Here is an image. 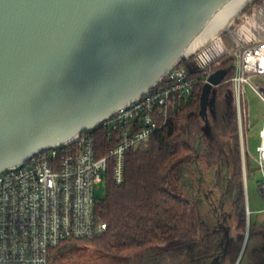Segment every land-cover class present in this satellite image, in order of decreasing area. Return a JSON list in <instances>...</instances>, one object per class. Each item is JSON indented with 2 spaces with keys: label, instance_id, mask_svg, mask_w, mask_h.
Masks as SVG:
<instances>
[{
  "label": "water",
  "instance_id": "obj_1",
  "mask_svg": "<svg viewBox=\"0 0 264 264\" xmlns=\"http://www.w3.org/2000/svg\"><path fill=\"white\" fill-rule=\"evenodd\" d=\"M230 1L0 0V173L144 95ZM229 71L203 87L199 116L213 145L234 115L213 95Z\"/></svg>",
  "mask_w": 264,
  "mask_h": 264
},
{
  "label": "built area",
  "instance_id": "obj_2",
  "mask_svg": "<svg viewBox=\"0 0 264 264\" xmlns=\"http://www.w3.org/2000/svg\"><path fill=\"white\" fill-rule=\"evenodd\" d=\"M189 64L196 73H190ZM222 67L234 72L218 87L229 85L232 92L246 179L250 116L245 87L264 104V0H250L225 31L184 54L154 87L97 126L107 134L108 146L98 145L95 127L2 171L0 264H51L52 252L61 245L102 236L107 224L96 213V187L106 188L109 172L122 185L128 155L166 124L182 98ZM258 137L254 161L264 176V116ZM241 258L235 264H242Z\"/></svg>",
  "mask_w": 264,
  "mask_h": 264
},
{
  "label": "trees",
  "instance_id": "obj_3",
  "mask_svg": "<svg viewBox=\"0 0 264 264\" xmlns=\"http://www.w3.org/2000/svg\"><path fill=\"white\" fill-rule=\"evenodd\" d=\"M233 75L232 70L228 77ZM203 87L202 83L194 87L192 94L182 98L170 111L166 124L151 135L145 145L128 155L125 182L122 185H116L111 172L108 173L105 198L98 200L96 205L97 216L107 224L103 235L92 240L61 245L52 252L51 264L55 263L57 254L73 247H91L107 255L125 256L158 249L175 239L188 237L195 231L194 206L185 195L180 194H186L183 189H176V186L171 185L170 178L176 169L195 153L190 139L195 134L202 133L199 110ZM230 128L228 145L232 153L227 162L231 170L226 175V185L218 196L223 204L227 195L244 201L243 161L236 114L233 115ZM101 129L97 127L95 131L98 145L108 146V136ZM105 153L106 151L103 152ZM205 157L212 167L217 161V151L208 147ZM246 167L248 177H252L253 173L259 170L252 169L248 157ZM182 176L181 180L184 178ZM206 176L212 180L210 173ZM208 180L206 177L204 182L207 184ZM194 181L201 182L198 186L201 189L199 193L193 190L196 195H193L194 198L191 195V198L195 199L199 194L200 199H204L205 195L210 193L209 190L217 196L213 181L210 182L213 188L202 187L204 182L202 183L199 177L194 178ZM194 184H188L190 189H186L187 196H190L189 191L193 189ZM214 202L216 203V200ZM236 202L232 201V206ZM197 203L200 206L199 211H206V205L201 201ZM246 215L244 208L237 212L235 228L238 232L246 227ZM251 232L252 226L250 235ZM260 234L264 238V229ZM236 238L231 239L228 246L230 264L236 263L242 249L243 236L238 234Z\"/></svg>",
  "mask_w": 264,
  "mask_h": 264
},
{
  "label": "rangeland",
  "instance_id": "obj_4",
  "mask_svg": "<svg viewBox=\"0 0 264 264\" xmlns=\"http://www.w3.org/2000/svg\"><path fill=\"white\" fill-rule=\"evenodd\" d=\"M223 70L224 67L219 68L218 71L223 72ZM213 95H215L218 100L230 99L232 101V111L235 113V103L229 85L216 88ZM245 100L250 116L248 122L250 124L248 129L250 128V130L247 147L249 156L247 155V157L249 158L252 169H257L254 159L258 157L257 146L260 143L258 136L263 126L264 104L248 86L245 87ZM230 130L231 128L228 130L227 137H224L223 134L220 133L218 145L210 143L204 132L195 134L190 139L191 144L195 147L194 155L189 160L183 162L170 178L171 185L174 187L176 186V189H183L184 192H187L186 189H190L187 187L188 184L193 186V183H195L193 189L190 191L193 197L195 194L194 192L197 191V193H199L201 189L198 187L201 182L194 181V178L196 179V177H199L200 181L203 183L207 177L209 182L206 184L205 181L202 187L208 186L213 188L210 184V182L213 181L217 194V196H215L214 193L209 190L210 193L205 195L204 199H200L199 194L193 199L194 197L191 198V196L180 193L182 196L185 195L184 197L192 202L196 220L195 231L190 235V239L187 241L183 242L181 240L179 243V247L181 248L175 250V248H178V239L155 250L144 253H131L125 256L107 255L91 247H73L72 249L64 250L59 255L57 254L54 264H202L204 260L201 257L203 255V258H206L205 260H211V254L220 248V242L218 241L220 235L219 231L216 230L218 216L221 222L224 216L227 217V229L230 240H236L238 234L243 236L240 253V256H242V264H259L262 254L264 253V238L260 234L263 231L261 228L264 226V194L261 190V184L264 179L263 174L258 170L253 173L252 177H248L247 174L245 179L243 165L244 201H238L236 198H230L229 195H227L223 204L222 202L220 203V197H218L222 193V188L226 185V175L231 170V166L227 162L232 153L228 145L230 142ZM208 147L214 148L217 151V161L212 167L209 166V161L205 157L208 152ZM209 173L211 174L212 180L206 176V174ZM181 174H183V176ZM181 176L184 177L183 180L180 179ZM182 182L184 184H182ZM207 190L208 188L206 191ZM105 195V186L99 184L96 187L97 199L102 200L105 198ZM197 200L207 206L206 211H199L200 206ZM214 200H216V203ZM234 200L237 202L235 204L233 203L232 206V201ZM243 208L246 209V214L248 210L251 213L250 215H246V227L244 230L238 232L235 228L237 212ZM207 209L209 211H207ZM250 226H252L251 235ZM184 247L194 249L192 257L188 258L189 253L186 252ZM220 264H230V260L226 258L225 260H221Z\"/></svg>",
  "mask_w": 264,
  "mask_h": 264
},
{
  "label": "bare ground",
  "instance_id": "obj_5",
  "mask_svg": "<svg viewBox=\"0 0 264 264\" xmlns=\"http://www.w3.org/2000/svg\"><path fill=\"white\" fill-rule=\"evenodd\" d=\"M250 2V0H232L230 1L210 22L207 28L191 43L185 55H188L207 42L222 33L229 27L234 18L240 13L241 9ZM221 32V33H220Z\"/></svg>",
  "mask_w": 264,
  "mask_h": 264
},
{
  "label": "flooded vegetation",
  "instance_id": "obj_6",
  "mask_svg": "<svg viewBox=\"0 0 264 264\" xmlns=\"http://www.w3.org/2000/svg\"><path fill=\"white\" fill-rule=\"evenodd\" d=\"M225 220V216L223 217ZM218 225H216L218 228L216 229L219 231L220 238H218V241L220 242V248L219 250L217 249L216 255L214 258H211V260H205L203 261L202 264H220L221 260H225L226 258L228 259V246L230 242V238H223L222 231L224 232L223 225L221 224V219L218 216ZM206 261V262H205Z\"/></svg>",
  "mask_w": 264,
  "mask_h": 264
},
{
  "label": "crops",
  "instance_id": "obj_7",
  "mask_svg": "<svg viewBox=\"0 0 264 264\" xmlns=\"http://www.w3.org/2000/svg\"><path fill=\"white\" fill-rule=\"evenodd\" d=\"M186 194H187V192H186ZM189 195L191 196V193H190V191H189ZM201 212V211H200ZM223 221H225V222H223ZM223 221L221 222V224L223 225V229H224V233H225V235L223 236V238H227L228 236H229V232H228V229H227V221H228V219H227V217H225V220L223 219ZM218 228V227H217ZM216 228V229H217ZM261 228V227H260ZM264 229V226H262V228H261V230H263ZM229 238H230V236H229ZM188 239H190V236H188L187 238H179L178 239V248H175V250L176 249H179V248H181V247H179L180 246V242H181V240L183 241V242H185V241H187ZM190 244V243H189ZM185 249H186V252L187 253H189V255H188V258H190V257H192L193 256V254H192V252L194 251V249L193 248H191V249H189V248H186V247H184ZM213 252V251H212ZM216 253V252H215ZM214 252L211 254V256H212V258H214V256L216 255ZM204 256V255H203ZM203 256L201 257L203 260H204V258H203ZM206 259V258H205Z\"/></svg>",
  "mask_w": 264,
  "mask_h": 264
}]
</instances>
